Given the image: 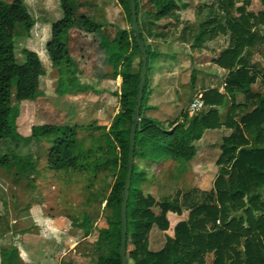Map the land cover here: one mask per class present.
Masks as SVG:
<instances>
[{"label": "trees", "instance_id": "16d2710c", "mask_svg": "<svg viewBox=\"0 0 264 264\" xmlns=\"http://www.w3.org/2000/svg\"><path fill=\"white\" fill-rule=\"evenodd\" d=\"M58 1L63 18L52 25L46 51L53 69L58 71L59 83L67 84L68 78L78 81L84 74L102 79L107 75V68L111 67L114 75L122 78L121 111L116 115L110 132L103 129L101 145L85 154L78 146V127L34 126L29 137L21 136L16 125L18 106L24 102H37L43 97L41 78L46 72L40 57L33 51H23L24 64L16 61L15 42L21 37H29L36 25L25 1L0 0V170L13 169L21 164L35 170L40 163V143L45 137L51 138L47 162L55 172L76 169L83 155L91 158L96 152H103L104 143L113 149L118 148L121 168L114 186L109 194L93 193L92 198L99 208L107 202L106 208L120 217L117 231H105L107 244L96 245V263L122 264L121 209L130 149V136L125 134L122 126L125 123L132 126L133 123L136 109L133 100L139 94L140 84L136 82L133 62L135 52L142 54L133 30L129 34L116 25L97 22L96 5L76 3L77 0ZM148 1L151 4L149 14L161 21L179 14L187 6L185 2L196 0ZM224 1L229 9H235L241 0ZM118 2L124 8L130 4V0ZM136 5L139 21L141 0H136ZM238 12L240 19H229L228 22L231 46L213 60L217 66L229 71L225 94L218 91L205 93V108H212L211 111L192 117L185 115L181 122L172 126V132L143 117L150 93V63L154 58L151 48L146 46L148 72L127 208V257L134 264H264V96L252 94L258 75L248 61L250 50L264 44V37L254 31L257 26L264 25V13L259 19L254 14H247L245 7L239 8ZM72 32L85 40H93L89 54L78 56L75 53L68 37ZM240 94L247 95L249 104L241 106L237 103L236 97ZM228 102H231V107L223 117L220 109ZM249 105L253 110L246 113ZM223 127L233 133L224 139L221 148L216 192L209 196V203L191 212L188 222L176 226L174 238H168L161 251L152 252V230L157 227L167 232L170 229L169 213L181 215L183 208L178 200L157 203L143 195L141 185L146 173L139 168L137 161H144L150 167H159L169 161L188 163L196 157L195 143L202 140L205 132ZM247 135H253L254 140L251 142ZM112 164L108 155L107 158L106 155L101 156L96 160L95 170L97 173L107 170L109 174H115L117 167ZM156 207L160 215L154 212ZM240 212L245 217L231 218V214ZM16 224V220L0 217V234L18 232ZM93 225L94 219L86 215L78 227L86 231ZM208 226L212 229L209 230ZM29 234L28 230L22 231V235ZM19 254L16 246L1 249L2 264H17Z\"/></svg>", "mask_w": 264, "mask_h": 264}, {"label": "rangeland", "instance_id": "374dc122", "mask_svg": "<svg viewBox=\"0 0 264 264\" xmlns=\"http://www.w3.org/2000/svg\"><path fill=\"white\" fill-rule=\"evenodd\" d=\"M78 2L97 6L98 23L116 25L129 34L133 30L130 4L124 8L118 0H77L76 3ZM185 3L187 6L179 14L157 21L149 14L150 2L141 0L139 29L145 45L154 54L150 63V93L143 117L162 124L167 131L175 123L181 122L185 115H197H192L190 111L197 98L209 91L225 94L224 86L229 71L217 66L213 60L231 46L229 19L239 20L241 14L238 9L242 7H245L247 14H254L259 19L264 13V0H241L235 9H229L224 0ZM45 7L43 3L32 4L29 12L34 19L40 20L39 23L49 17V24H52L55 22L54 14L48 16ZM254 31L264 37V25L257 26ZM68 37L78 56L91 52L92 39L80 38L76 32L70 33ZM50 40L51 31H40L37 26L29 37H21L15 42L18 64L25 63L23 51L30 50L40 57L46 72L41 78L43 97L37 102H24L18 106V133L26 138L34 126L78 127V146L85 154L89 149H97L101 145L99 141L103 137V129L109 133L116 115L121 111L119 96L122 78L116 77L109 67L107 75L102 79L84 74L79 76L78 81L68 78L67 84L59 83L58 71L53 69L46 51ZM248 61L258 75L252 94L262 97L264 44L250 50ZM133 67L138 83L142 73V55L138 52H135ZM137 99L138 95L133 100V106L137 105ZM236 101L241 106L249 104L245 94L238 95ZM230 107L231 102H228L220 109L223 117ZM252 110V105H249L244 111L247 113ZM122 129L130 136L129 124H123ZM212 135L207 144L198 146L201 151L194 160L197 166L195 162L191 165L189 162L169 161L159 167H150L144 161H137L139 168L146 173V179L141 185L143 195L157 203L178 200L183 208L181 215L169 213L170 229L167 232L157 227L152 230V252L161 251L168 238H174L176 226L188 222L191 212L209 203V196L216 192L218 161L222 156L225 135L223 132ZM247 136L251 142L254 140L253 135ZM106 144H102L103 152H96L91 158L83 155L76 169L55 172L48 167L47 162L51 138L45 137L40 143V163L35 170L30 169L27 164L0 170V217L16 220L18 229L16 233L6 231L0 234V248L8 247L9 243L16 246L20 251L17 264H46L50 257L53 258L51 264H97L96 245H106L108 241L105 231H117L120 221L117 213L106 208L107 202L99 208L97 201L92 198L93 193L101 196L109 194L119 176L120 150ZM104 155L106 158L108 155L109 160L117 167L115 174H109L107 170L96 172V160ZM262 201L264 203V188ZM154 212L160 215L159 208H154ZM86 215L94 219V225L85 231L78 224ZM242 217H245L242 212L231 214V218ZM46 220L53 221L55 227L40 226V221ZM208 229H212V226H208ZM27 230L30 234L22 235V231ZM39 235L48 238L51 249L47 251L46 261L35 256L33 258L22 250L27 236H31L30 243H33L34 237ZM129 264L134 262L130 260Z\"/></svg>", "mask_w": 264, "mask_h": 264}, {"label": "water", "instance_id": "95a60500", "mask_svg": "<svg viewBox=\"0 0 264 264\" xmlns=\"http://www.w3.org/2000/svg\"><path fill=\"white\" fill-rule=\"evenodd\" d=\"M130 9L133 21V31L136 35V41L140 52L142 54V73H141V80L139 84V94L137 99V106L135 109V114L133 117V123L131 126V133H130V149H129V169L128 174L125 181V188H124V196H123V203L121 209V248H120V257L122 259V264H129V260L127 257V235H128V217H127V208L130 196V189L132 183V174H133V165L135 159V150H136V134L138 125L140 122V113L143 106L144 101V88L145 82L147 78L148 72V56H147V49L145 42L142 38L139 29V21H138V13H137V5L136 0H130ZM212 108H207L204 113H208L211 111Z\"/></svg>", "mask_w": 264, "mask_h": 264}, {"label": "crops", "instance_id": "0c3cea01", "mask_svg": "<svg viewBox=\"0 0 264 264\" xmlns=\"http://www.w3.org/2000/svg\"><path fill=\"white\" fill-rule=\"evenodd\" d=\"M6 1L9 2V0H6ZM24 1H25V4L27 5L29 10H30L29 7H31L32 4L39 5V4L43 3L44 6H46L45 10L48 12V16H49V14H52V13L54 14L53 16H54L55 22H53L52 24H49L50 23L49 22L50 21L49 17H47L45 20H43L42 23H39L40 20L35 19L37 22H36V25L33 28V30H35V28L38 26L40 31H42V30H50V31H52V25L54 23L60 21L63 18V11L61 9V5H60L58 0H57L58 2L56 0H31L30 2L27 1V0H24ZM80 3H82V2H80ZM47 55H48V53H47ZM225 86H226V83H225ZM225 86H224V88H225ZM224 88H223V91H224ZM173 129H171L170 132H172ZM228 131H231V133H227ZM216 132H223L224 135H225V138H227V137H229L232 134L233 131L229 130V129L225 128V127L222 130H209V131H206L204 137L202 138V140H200L199 143L198 142L195 143V147L197 149V155L192 161L189 162L191 165L194 162H195L194 164L197 163L194 160H196V158H198V156L200 154V151H201L198 146H202L203 144H207L206 142L213 136L212 134H215ZM196 166H197V164H196ZM40 222H41L40 226H42L44 228L55 227V225L53 224V221H49V220L47 221L46 220V222H42V221H40ZM38 225H39V223H38ZM48 237H49V240H52V239H50L51 238L50 236H48ZM25 239H26L25 240V244L23 245L22 250L25 251V253H27V255L32 256L33 258L35 256V258H38L40 260H45L46 261L47 251L51 250L49 248L48 238L46 236L44 237L42 235L35 236L34 240H33L34 241L33 243L32 242L30 243V240L32 239L31 236H27ZM31 245H33V246H31ZM7 246L8 247H6V246L2 247V249L3 248H11L13 245H10V243H9ZM52 260H53V258L50 257V259H48L46 264H48L49 261H50L49 264H51ZM0 264H2L1 248H0Z\"/></svg>", "mask_w": 264, "mask_h": 264}, {"label": "built area", "instance_id": "2783aa9c", "mask_svg": "<svg viewBox=\"0 0 264 264\" xmlns=\"http://www.w3.org/2000/svg\"><path fill=\"white\" fill-rule=\"evenodd\" d=\"M205 110H206V108H205V103H204L203 97L197 98L190 107V111H191L192 115L198 114V113L203 112Z\"/></svg>", "mask_w": 264, "mask_h": 264}]
</instances>
